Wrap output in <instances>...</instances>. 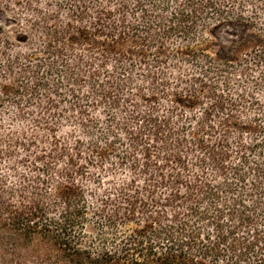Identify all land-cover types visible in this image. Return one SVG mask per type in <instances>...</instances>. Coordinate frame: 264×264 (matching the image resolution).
Wrapping results in <instances>:
<instances>
[{
    "label": "trees",
    "instance_id": "trees-1",
    "mask_svg": "<svg viewBox=\"0 0 264 264\" xmlns=\"http://www.w3.org/2000/svg\"><path fill=\"white\" fill-rule=\"evenodd\" d=\"M0 11V264H264V0Z\"/></svg>",
    "mask_w": 264,
    "mask_h": 264
},
{
    "label": "rangeland",
    "instance_id": "rangeland-1",
    "mask_svg": "<svg viewBox=\"0 0 264 264\" xmlns=\"http://www.w3.org/2000/svg\"><path fill=\"white\" fill-rule=\"evenodd\" d=\"M6 21L7 20L5 14L0 11V23L5 24L7 23ZM233 31L234 28L226 24L208 29L206 32L210 41L208 46V52L213 55H219L223 51L227 50L231 43H233V40L236 39V36L233 34ZM34 130L35 128L29 122L20 124L19 122H15L14 120L8 117L0 121V138H5V136L11 135L17 141L18 138L21 139L23 136L26 137ZM38 132L39 134L37 135L39 136L37 139L43 144L46 135L44 133H41L39 130ZM40 139H42L43 142ZM20 150L21 148H18V146L14 147L15 153L22 154L23 151ZM12 163L13 162L11 161H3L0 164V179L1 177H4L7 182L16 181V173L12 171Z\"/></svg>",
    "mask_w": 264,
    "mask_h": 264
}]
</instances>
